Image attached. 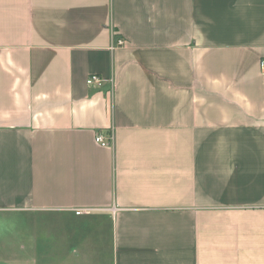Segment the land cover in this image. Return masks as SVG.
I'll return each instance as SVG.
<instances>
[{"label": "crops", "instance_id": "1", "mask_svg": "<svg viewBox=\"0 0 264 264\" xmlns=\"http://www.w3.org/2000/svg\"><path fill=\"white\" fill-rule=\"evenodd\" d=\"M262 59L264 0H0V264H264Z\"/></svg>", "mask_w": 264, "mask_h": 264}, {"label": "rangeland", "instance_id": "2", "mask_svg": "<svg viewBox=\"0 0 264 264\" xmlns=\"http://www.w3.org/2000/svg\"><path fill=\"white\" fill-rule=\"evenodd\" d=\"M9 218L10 217H3V216L0 217V243H2L4 241H7L9 244L16 242V233H17L18 226L15 223L16 227H14V225H13L14 220L9 219ZM40 221H42V222L40 224L38 223V225H39V228H38L39 236H47L48 237L49 232L52 229V225H53V227H55V230L57 231L58 225H54L51 221H48L47 219L46 220L41 219ZM60 228L61 227H58V230H61ZM43 241L44 240H42V242ZM104 257L109 259L108 256H104ZM5 258L8 260L6 262H8L9 264H13L16 261L15 256H7Z\"/></svg>", "mask_w": 264, "mask_h": 264}, {"label": "built area", "instance_id": "3", "mask_svg": "<svg viewBox=\"0 0 264 264\" xmlns=\"http://www.w3.org/2000/svg\"><path fill=\"white\" fill-rule=\"evenodd\" d=\"M126 43L125 40L116 41L117 47H122ZM260 68L264 70V59L260 62ZM89 85L101 84V79L99 76H91L88 80ZM95 142L101 147H110L114 144V133L113 131H100L95 136ZM94 210L92 209H78L75 210L76 216L90 215Z\"/></svg>", "mask_w": 264, "mask_h": 264}]
</instances>
